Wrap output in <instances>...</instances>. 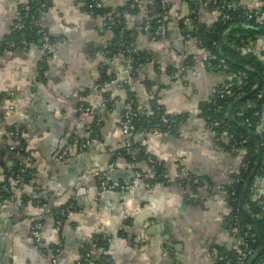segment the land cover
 Returning a JSON list of instances; mask_svg holds the SVG:
<instances>
[{
	"label": "crops",
	"instance_id": "obj_1",
	"mask_svg": "<svg viewBox=\"0 0 264 264\" xmlns=\"http://www.w3.org/2000/svg\"><path fill=\"white\" fill-rule=\"evenodd\" d=\"M25 1L0 0V43ZM101 1L115 10L130 0ZM163 1L165 13L159 0H143L134 21L127 23L136 31L135 46L143 55L133 67L121 56L102 55L112 31L102 14L87 15L80 0H51L40 11V24L54 40V55L34 43L25 49H0V93L7 96L0 102V182H13L19 160L9 149L5 132L10 127L22 131L31 154L30 179L14 187L15 201L0 207V264H52L58 243V263L74 264L82 246L99 234L111 235L108 255L113 264H217L220 249L235 248L226 226L231 209L226 188L216 185L224 187L240 158L228 150V134L207 128L200 110L224 76L190 62L201 56L182 27L191 17L192 1ZM235 1L247 8L262 5V0ZM195 16L208 27L218 20L206 5L198 6ZM158 18L159 35L143 30ZM257 53L264 60V51ZM152 102L174 124L157 133L132 132L134 158L127 161L119 128L123 111L136 106L149 113ZM86 140L90 144L81 147ZM63 150L67 154L61 160ZM131 161L149 186L135 188L142 209L126 219L123 192L118 187L101 192L97 176L103 174L114 186L128 184L134 177ZM155 164L162 169L160 179ZM183 166L213 187L181 186ZM62 208L70 213L57 229L51 211ZM36 221L42 223L40 241L31 233Z\"/></svg>",
	"mask_w": 264,
	"mask_h": 264
},
{
	"label": "built area",
	"instance_id": "obj_2",
	"mask_svg": "<svg viewBox=\"0 0 264 264\" xmlns=\"http://www.w3.org/2000/svg\"><path fill=\"white\" fill-rule=\"evenodd\" d=\"M39 4L38 7L34 6L32 7L31 12V6L28 3V0L25 2H22L20 5H22V14H20L18 20L14 23L15 26H21L26 23V19H30L31 25L28 26L30 31H33L34 36L36 37L35 40L37 41V45L40 46L44 53L53 54L52 48L55 45L54 41H50L47 37V34L43 28V26L34 19L35 12H40L42 8H45L48 4L49 0H36ZM84 4V10L89 16H95L98 13V10L102 9L103 3L101 0H80ZM193 3L192 8V14L191 17H187L183 20V24L185 26H193L194 19L196 18V8L198 6L206 5L208 6L212 11L216 12L218 15V19L222 23H231L235 20L236 15L235 13L238 12L240 9L242 10V15L246 20L254 19L256 23L262 24L264 22V12L260 13L258 10L259 8H247L242 7L239 3H237L235 0H191ZM143 0H130L129 1V8L130 9H138L142 6ZM159 5L163 13L166 12V3L163 0H159ZM136 17V12H130V10H111L108 12H104L102 14V18L104 20V23L106 26L111 28L113 25L124 21L125 23L133 22ZM155 28L153 29L152 33L153 35H159L161 33V22L160 18H158ZM143 30L149 32L150 31V25L145 24L143 25ZM24 34H21L20 39L16 40H6L4 41L3 45L10 47V48H21L25 49L26 47V40L23 38ZM186 36L192 39L198 46V48L201 51L200 57H192L190 59V62H198L201 65H208V61L211 58V52L210 50L202 46L201 41L197 40L195 37H193L190 33L186 32ZM121 37V36H120ZM35 41V42H36ZM119 43V41H118ZM119 45H122V41ZM108 44L104 46L103 49H101L102 55H109L111 54L110 51L107 48ZM235 49L240 54H245L246 52L250 50L257 51H264V34H254L251 37L248 38H240L238 44L235 46ZM137 52V48L135 45H130V47L126 46V48H118L117 54H114V56H121L124 58L125 62H129V56L130 54H133ZM126 53V54H125ZM138 61V59H137ZM211 68V67H210ZM183 69V68H182ZM213 70L220 71L223 73L224 76V82L216 85L212 88L207 101L211 100L213 96L218 95V97L223 98L225 96H231L233 94V89L231 88L232 85L237 86V90H242L244 79L246 77V74L242 71H234L232 70L229 65L225 62L224 59H220L218 63L213 66ZM173 77L174 74H171ZM263 78H264V70H263ZM236 81V83L234 82ZM109 82H113L111 80H103L101 84L98 86H104L108 84ZM125 84H127V81H124ZM151 93V92H150ZM3 101V99H0V102ZM257 106L264 108V83L261 87V89L258 91L257 97L252 98L249 101L246 102V107H252L255 109L253 112V116L259 115V110H257ZM257 107V108H256ZM142 111H139L138 109L134 108L133 106L126 107L123 111L121 120L119 122V128L123 135L125 136L124 139V151L129 156L133 155L132 150V142L130 138V134L141 128L140 126L136 127L135 121L139 119V113ZM148 114L147 112H145ZM150 113V112H149ZM204 119L206 122L207 128H209L213 133L220 135L222 133H227V130H224L222 121H219L215 118H211L209 115H204ZM248 125H252V122L248 119ZM172 124H174L173 120L164 113L159 115L158 121H156L154 124H152L150 127L144 129L147 130V132H161L166 129H170L172 127ZM145 128V127H144ZM216 128V129H215ZM222 130L219 131L218 130ZM143 130V131H144ZM255 130L256 133H261L264 129L261 124V122H257L255 124ZM5 134L8 136L10 144L9 149L14 151L18 157V163L17 166H19L20 171L26 172L31 154L26 151L25 145H22L23 134L22 131L19 130H8L5 132ZM230 137V142L228 143V150L231 153L238 154L240 158V162L238 166L232 170V174H236L239 172V170H246L249 165V160H245L243 158L246 149L244 147V143L246 142L242 136H238V138L233 135H228ZM90 144V141H82L80 142L81 147H86ZM262 146L264 149V140L262 142ZM26 151V154L21 155V151ZM67 154L66 150H63L59 154V159H63L65 155ZM131 167L134 168V177L131 179V181L128 184L120 185V186H114L113 184H110L105 176L103 174H100L97 176L98 183L101 189V192H106L108 190L115 189L118 187L120 191L123 192L122 196V204L125 208V215L124 218L128 219L132 217L136 212L140 211L142 208L137 201L136 197L134 196V190L137 186L145 185L149 186V182L147 178L142 174V172L137 169L135 166V162L131 161ZM179 184L181 186H194L195 188H212L213 184L210 180H208L205 177L195 176L193 173L187 169L186 167L179 168V175H178ZM242 178L240 176H237L235 182L241 181ZM232 178L225 183L224 187L221 185H216L217 188H226V186L231 185ZM24 178L22 176L16 177L13 182L10 183H3L1 186V194H0V207L4 206L6 202H13L16 199V194L14 191V187L21 186L24 184ZM261 182L262 177L254 176L251 186V194L250 198L253 201H256L259 199L262 195H264V190L261 189ZM227 195L229 198V201H231L230 196H233L235 194L234 190H231L230 192L227 191ZM191 197V196H190ZM264 198V196H263ZM264 208V206H263ZM70 213L69 208H62L59 211V216L56 220V226L57 229L60 228L63 220L65 217L68 216ZM233 213V222L232 223H226L227 228L231 231V236L234 240L235 248L237 249L236 256H228L227 254H224L222 252L218 253V261H222V264H246V262L252 257V255L255 253V250L248 244L246 241L247 235L244 236H236V233L239 230L240 221L238 218V209L231 208L230 214ZM42 223L40 221H36L33 223L31 228V233L35 237L36 241H40V230H41ZM111 240L110 234H99L93 242L89 245V247L92 249L94 246V243H100L104 244L102 247H99V256L102 258V262L100 264H113L111 258L108 255V245ZM86 249L84 252L75 260L74 264H99L96 261V258L93 257L92 250ZM61 251V244L58 243L56 247L54 248V256L51 259L52 264H59L57 260L58 253ZM257 264H264V256L260 260L257 261Z\"/></svg>",
	"mask_w": 264,
	"mask_h": 264
},
{
	"label": "trees",
	"instance_id": "obj_3",
	"mask_svg": "<svg viewBox=\"0 0 264 264\" xmlns=\"http://www.w3.org/2000/svg\"><path fill=\"white\" fill-rule=\"evenodd\" d=\"M261 2L262 5L259 7L258 11L260 13H263L264 0H262ZM27 4L31 6L32 13H33L32 7L39 6L36 0H28ZM50 4H51V0L48 1V4L45 8H47ZM18 10L20 16V14H22V5L18 6ZM111 10L112 9H107L105 7H102V9L98 10V13L96 15L103 14L104 12H108ZM115 10H122V11L130 10V12L137 11L136 9L129 8V2L122 9H115ZM235 15L236 18L231 23L224 24L218 19L214 25L208 27L203 23H199L195 21L196 19H194L193 22V24H195L194 28L192 27L191 29H189L186 28L185 26L182 27L186 32L190 33L197 40L201 41L202 46H205L210 50L211 58L208 61L209 67L213 68V66H215L220 59H224L232 70L242 71L246 74L242 90H237V86L232 85L231 88L234 91L231 96L227 95L223 98H220L218 97V95H215L213 96V98H211V100L203 102L200 106V110L203 116L209 115L211 118H215L219 121H222L224 130H227L228 135H233V137L236 136L237 138L240 135L246 141L244 143L246 152L243 158L245 160H249L248 168L246 170H239V172L236 174H232L231 185L226 186V189L228 192H230L231 190L235 191V194L233 196H230L231 201L229 202L231 208L238 209L240 228L236 233V236L247 235L246 241L255 250V253L261 248V251L257 254V256L255 257L252 263V264H257V261L263 258L264 256V208H263L264 195H262L256 201H253L250 198V194H251L250 189L253 184L252 181L254 176H259L264 178V149L262 146V142L264 140V130L261 133H256L255 130V124L257 122L259 123L261 122L262 108L257 106L258 108L257 107L256 108L257 110H259V115L253 116V112L255 111V109L252 107H246V102L252 98L257 97L258 91L261 89L264 83V78H263L264 60H262L260 56L261 53L259 54L254 50H250L245 54H240L235 49V46L238 44L240 38H248L253 36L254 34H264V22L262 24H258L255 22L254 19L246 20L242 15L241 9L238 12H236ZM18 18L16 19V21L18 20ZM30 19L31 18L26 19V23L21 26H15L13 24L9 36L6 37V39H3L2 42L0 43V47H1L0 49L2 50L17 49L18 47L10 48L4 46L3 43L6 40L20 39L22 33L24 34L23 38H25L26 40V45L30 43L37 44V41L35 40L36 37L34 36L33 31H30V29L28 28V26L31 25ZM34 19H36L40 23V12L37 11L35 12ZM155 25L156 23L154 22L150 24L151 31H153ZM231 25H243L244 27L228 29L229 26ZM110 29L112 31V38L108 43L107 48L111 54L107 55V57L112 58L114 54H117L118 48H126V46L130 47V45H135L136 31L133 28L127 26V23H125L124 21L113 25ZM48 39L50 41H54L49 37ZM121 41H122V45H119ZM142 56L143 55L139 53L138 50L137 52L130 54L128 58L130 65L132 67L136 66L142 60L141 58ZM42 64H41L42 67L40 72L44 67V63ZM234 82L236 83V81ZM2 97L7 98L5 93H0V99ZM134 108H136V106H134ZM150 108H151L150 113L146 114L145 112H140L138 115L139 119L135 121L136 127L137 126L141 127L138 129L139 131H143L144 129L150 127L152 124L158 121L159 115L164 113L161 107L157 103L152 102ZM228 110L230 111V116L228 114ZM246 119L250 120L252 122V125L249 126L248 121ZM9 130H14V128L10 127ZM22 145H25L24 140H22ZM132 148L133 150H135L133 144H132ZM121 150L123 157L127 161L133 160L134 157L126 154L123 146ZM20 154L24 155L26 154V151L22 150ZM161 170H162L161 167L156 166L155 171H156V175L159 176L158 179L162 177ZM30 173H31V168L28 167L26 172H22L20 171L19 166L16 165V173L15 176L13 177V180L16 177L22 176L25 181L24 183H27L28 180L30 179ZM237 176H240L242 180L235 182ZM249 177L251 178L249 179ZM3 183L6 182H0V194L2 193L1 186L3 185ZM26 199L27 198L25 197L24 201H26ZM59 211L60 209L51 211L54 221L60 218ZM232 222H233V213L231 214L229 213L228 217L226 218V223L229 224ZM102 245L104 244H100L98 242L94 243V247H92V249L89 247V245H84L80 250V254H82L86 249H91L93 257L96 258V261L100 264L102 262V258L101 256H99L100 254L96 253L95 251L99 250V247H102ZM220 252L233 257L236 256L237 249L236 248H233L231 250L220 249ZM249 260L246 262V264H248ZM217 264H222V261H218Z\"/></svg>",
	"mask_w": 264,
	"mask_h": 264
},
{
	"label": "water",
	"instance_id": "obj_4",
	"mask_svg": "<svg viewBox=\"0 0 264 264\" xmlns=\"http://www.w3.org/2000/svg\"><path fill=\"white\" fill-rule=\"evenodd\" d=\"M241 27H244L243 25H231V26H229V28L228 29H233V28H241ZM228 114H229V116H230V111L228 110ZM136 159L137 160H139L140 159V156L139 155H136ZM251 177H249V179H250ZM249 179H248V181H249ZM261 251V248L250 258V260H249V262H248V264H252L253 263V261H254V259H255V257L257 256V254L259 253Z\"/></svg>",
	"mask_w": 264,
	"mask_h": 264
}]
</instances>
